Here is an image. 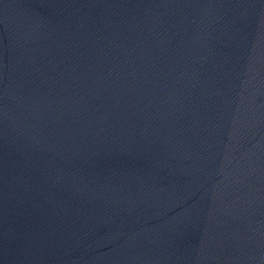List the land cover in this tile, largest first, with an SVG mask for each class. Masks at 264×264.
<instances>
[{
    "label": "water",
    "instance_id": "95a60500",
    "mask_svg": "<svg viewBox=\"0 0 264 264\" xmlns=\"http://www.w3.org/2000/svg\"><path fill=\"white\" fill-rule=\"evenodd\" d=\"M0 264H264V0H0Z\"/></svg>",
    "mask_w": 264,
    "mask_h": 264
}]
</instances>
